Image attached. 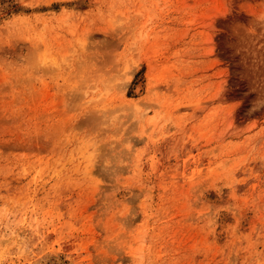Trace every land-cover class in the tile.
<instances>
[{"label": "rangeland", "instance_id": "1", "mask_svg": "<svg viewBox=\"0 0 264 264\" xmlns=\"http://www.w3.org/2000/svg\"><path fill=\"white\" fill-rule=\"evenodd\" d=\"M0 264H264V0H0Z\"/></svg>", "mask_w": 264, "mask_h": 264}, {"label": "bare ground", "instance_id": "2", "mask_svg": "<svg viewBox=\"0 0 264 264\" xmlns=\"http://www.w3.org/2000/svg\"><path fill=\"white\" fill-rule=\"evenodd\" d=\"M139 87V86H138ZM136 90H137V88H136Z\"/></svg>", "mask_w": 264, "mask_h": 264}]
</instances>
